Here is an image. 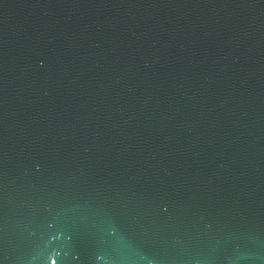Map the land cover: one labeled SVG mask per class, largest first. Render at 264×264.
Returning a JSON list of instances; mask_svg holds the SVG:
<instances>
[{
	"label": "water",
	"instance_id": "water-1",
	"mask_svg": "<svg viewBox=\"0 0 264 264\" xmlns=\"http://www.w3.org/2000/svg\"><path fill=\"white\" fill-rule=\"evenodd\" d=\"M0 264H264V0H0Z\"/></svg>",
	"mask_w": 264,
	"mask_h": 264
}]
</instances>
